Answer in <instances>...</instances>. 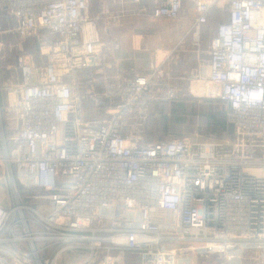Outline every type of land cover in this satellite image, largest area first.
Segmentation results:
<instances>
[{
    "label": "built area",
    "instance_id": "1",
    "mask_svg": "<svg viewBox=\"0 0 264 264\" xmlns=\"http://www.w3.org/2000/svg\"><path fill=\"white\" fill-rule=\"evenodd\" d=\"M95 2L0 0V34L34 39L41 59L20 56L18 80L0 87V160L13 195L0 204V264H57L68 252L86 255L78 264H128L127 255L197 264L213 253L240 264L247 251L264 259V0H107L92 14ZM218 4L227 18L209 44V70L191 75L188 90L228 103L233 137L147 141L152 105L179 98L170 68L185 40L155 49L124 79L97 22L107 32L186 8L192 31ZM89 69L102 95L79 89ZM101 96L113 101L108 115L87 118L85 102Z\"/></svg>",
    "mask_w": 264,
    "mask_h": 264
},
{
    "label": "rangeland",
    "instance_id": "2",
    "mask_svg": "<svg viewBox=\"0 0 264 264\" xmlns=\"http://www.w3.org/2000/svg\"><path fill=\"white\" fill-rule=\"evenodd\" d=\"M104 1L107 0H96L92 4L91 13L93 14V9L97 2L99 4ZM192 17V12L185 8L181 18L155 19L141 17L126 19L122 22L134 27L127 30V33H130L127 35L129 36L128 39L136 38V40H139L140 37H144L147 40V45H172L175 40H196V45L194 44L195 49L192 52H188L182 48L176 51L171 59L170 69L174 76V83L181 88L179 98L175 101L179 100L181 102H160L158 105L160 107L155 111L157 115L154 113L152 117V128H155L156 131L152 135L154 139L152 141L162 137L161 133L165 132V126H168L170 129V134L166 138L177 137V135H199L203 139H209L203 136L202 132L205 130L207 124L208 118L206 117V113H213V109L208 104H214V101H206L204 98L192 96L188 90V78L193 74H206L209 70V44L216 34L218 25L227 18V11L222 5H216L207 23L190 31L193 22ZM10 25H12V21L5 22V27H9ZM97 25L103 36L108 33L104 31V25L101 22H97ZM111 27L113 26H110L109 29ZM112 37L110 36V38ZM104 41L106 50L108 49L106 59L109 62H113L115 53L122 46V40L114 38V40L104 39ZM127 41L132 43V40H125L123 43H127ZM117 43L119 47H115ZM26 53L35 55L36 60L41 62V59L38 57L37 43L34 39L21 40L12 33L0 34V87L11 79L18 80L19 74L16 64L20 56ZM79 89L84 92L94 91L102 95V84L97 70L89 69L82 71ZM4 97L5 93L1 91L0 98L2 103ZM112 103L111 99L103 96H101L99 103L88 100L85 102V115L87 118H103L108 115V107ZM165 119L167 121H164ZM148 134L146 133L145 139H149ZM0 155L3 156L1 150ZM31 192V189L20 188L21 196L28 195ZM12 201L13 195L8 186L5 173V161L2 159L0 160V204L8 208ZM27 202L35 207L39 206V201L37 200L32 201L27 199ZM85 258L86 255L84 254L68 252L61 256L57 264H78V262ZM127 259L128 264H137L135 258L130 255H127ZM240 260V264H264L262 254L255 251L245 252ZM197 264H224V257L222 254L213 253L208 258H198Z\"/></svg>",
    "mask_w": 264,
    "mask_h": 264
},
{
    "label": "crops",
    "instance_id": "3",
    "mask_svg": "<svg viewBox=\"0 0 264 264\" xmlns=\"http://www.w3.org/2000/svg\"><path fill=\"white\" fill-rule=\"evenodd\" d=\"M134 28L130 26L128 23H121L118 25H113L111 29H109L107 34L103 36H107L104 39L114 40V38H118V40H122V46L115 53V61L117 65V73H119L122 78H129L132 73L135 71L138 72L146 68L149 62L154 58L155 49H169L175 46L180 40H175L172 45H147V40L144 37H140L139 40L136 38L128 39L130 33H127V30ZM110 36H113L110 38ZM109 38V39H108ZM125 40H132V43L128 42L123 43ZM190 42V43H189ZM196 40H185L181 45L184 50L188 52H192L195 49ZM150 126L147 127L149 131Z\"/></svg>",
    "mask_w": 264,
    "mask_h": 264
},
{
    "label": "trees",
    "instance_id": "4",
    "mask_svg": "<svg viewBox=\"0 0 264 264\" xmlns=\"http://www.w3.org/2000/svg\"><path fill=\"white\" fill-rule=\"evenodd\" d=\"M206 101H214V104H208L213 109V113L212 112L206 113V117L208 119L206 121L207 124L205 126V130H203V132H202L203 136L208 137L209 139H212V140L232 138L234 135V129H233V126L227 122V111L229 108L228 103L224 102V101L212 100V99H206ZM175 102H181V101L178 100ZM159 104L160 103H154L152 105L151 117L145 126V128H146L145 138H146V133H149L148 134L149 139H146L147 141L154 140L152 135L156 131H155V128H152V125H153L152 124V119H153L152 117H153L154 113L156 114V112H155L156 109L160 107V106H158ZM163 118H165V117L163 116ZM164 121H167V119H165ZM148 126H150L149 131L147 130ZM164 129H165V132L161 133L162 137H159V139H157V140L164 139L170 134V129L168 126H165ZM177 136H179V135H177Z\"/></svg>",
    "mask_w": 264,
    "mask_h": 264
}]
</instances>
